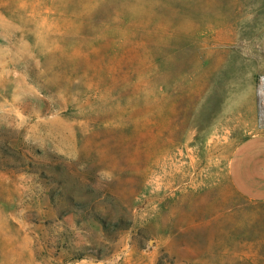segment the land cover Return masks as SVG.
<instances>
[{
  "label": "rangeland",
  "instance_id": "obj_1",
  "mask_svg": "<svg viewBox=\"0 0 264 264\" xmlns=\"http://www.w3.org/2000/svg\"><path fill=\"white\" fill-rule=\"evenodd\" d=\"M262 78L264 0H0V264H264Z\"/></svg>",
  "mask_w": 264,
  "mask_h": 264
},
{
  "label": "crops",
  "instance_id": "obj_2",
  "mask_svg": "<svg viewBox=\"0 0 264 264\" xmlns=\"http://www.w3.org/2000/svg\"><path fill=\"white\" fill-rule=\"evenodd\" d=\"M229 180L250 201L264 202V134L242 139L229 160Z\"/></svg>",
  "mask_w": 264,
  "mask_h": 264
},
{
  "label": "bare ground",
  "instance_id": "obj_3",
  "mask_svg": "<svg viewBox=\"0 0 264 264\" xmlns=\"http://www.w3.org/2000/svg\"><path fill=\"white\" fill-rule=\"evenodd\" d=\"M262 85H263L262 87L264 88V78H262Z\"/></svg>",
  "mask_w": 264,
  "mask_h": 264
}]
</instances>
